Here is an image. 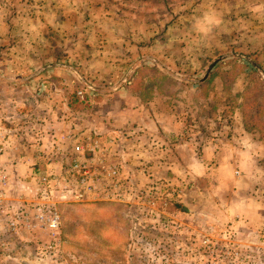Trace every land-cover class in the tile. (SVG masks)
<instances>
[{
    "label": "rangeland",
    "instance_id": "rangeland-1",
    "mask_svg": "<svg viewBox=\"0 0 264 264\" xmlns=\"http://www.w3.org/2000/svg\"><path fill=\"white\" fill-rule=\"evenodd\" d=\"M60 1L58 5L60 9L68 8L69 3L74 2V0ZM85 1L79 0V3L82 4ZM134 1L140 7L144 1L147 2V0ZM239 1L245 3L246 0ZM37 6L38 0H0V11L5 13H3L4 16L14 14L19 16L18 22L13 24L11 30L7 25H0V33L3 34L0 37L3 38L0 41V80L8 81L13 76L9 69L6 70L7 73L2 70L6 68V62L11 57H6L1 51L9 46L8 43L12 40L8 33L13 31L12 38L18 41L22 40L25 34L37 32L32 21L38 18L39 14L40 17L45 15L44 12L38 13ZM250 11L246 22L243 12L239 13L237 29L230 35H222L223 42L218 44L216 42L218 38H216L217 49L222 47L216 53V57L220 59L210 70L206 79L203 78V74L215 58L202 63V60L193 58V55L184 61L177 59L171 63L165 60L163 62L166 64L162 63L171 69V73L180 74L172 78L164 76L160 83L173 85L178 78H181L180 83L184 84L189 83L187 79H199L200 83L207 86L200 89L199 93L177 87L175 91H172L171 98L165 97L163 93V95L153 94V103L155 107L160 106V112L177 109L185 116L184 131L187 137V133H193L196 136L195 148L198 152H201L204 145L208 143L209 139L206 136L212 128L217 129L220 125V129L224 125L223 122L230 119L237 120L239 125L246 126L245 117L252 119L258 118V115L260 116L258 121L261 122L260 129L262 128L261 131L264 133V0H253ZM47 13L52 15V12ZM71 13L69 9L63 11L62 19L65 21L69 19ZM123 15L127 16V20L123 26L111 31L117 35L110 37L114 39L110 40L112 42L109 44V51L101 48L102 44L98 42L93 46L97 53H91V58L87 61L68 56L69 48L74 50L77 47L78 52L84 54L86 51L85 44L70 45L62 40V36H65L64 33L68 29L75 32L73 28L72 30L65 27L58 28L64 32H57V36L53 32L57 26L52 25L47 29L46 33L51 37L52 42L45 45V51L57 56L58 59H46L42 61L45 63L43 66L52 65L49 69L56 67L69 69L64 65L74 68L70 69L74 72L72 79L75 81L71 85L77 90L75 92L72 90L71 96L79 97L78 91L82 90L85 94V90L90 89L85 82L90 85L92 81L97 82L106 86V89L108 87L110 89L121 80V77H125L119 74L123 70L121 66L134 61L124 62L120 60L124 56L122 58L117 56H121L124 52L132 54L133 45L130 46L127 43L123 46L118 45V37H123L124 40L130 38L132 44L133 39H137L141 46L145 43L152 45L153 35L152 37L150 35L153 33V12L147 8L144 11L143 8L137 11H126ZM23 17L25 22L21 20ZM75 19L84 28L86 22L99 21L101 13L76 12L72 20ZM132 19H136L135 23ZM245 33L248 35L245 36ZM236 34L238 37L235 39ZM229 38L235 39L236 43L228 45ZM11 48L19 53L21 43ZM172 51H174L172 54L179 56L177 46L172 47ZM105 56L116 57L117 60H105ZM94 57L96 59H92ZM103 60H105L104 66ZM28 62L34 63L33 60ZM22 63L26 65V60L14 55L13 65L22 67ZM140 63L145 64L142 60L137 64ZM155 67L153 69L161 68L158 65ZM191 71H197L194 75L197 73L199 75H189L187 72ZM29 75L30 73L21 74L16 79L21 82ZM62 81L64 84L68 83L65 80ZM6 93L0 90V132L10 135L9 149L16 152L14 148L16 146L17 152L21 155L25 142L35 145L38 143L37 125L36 127L31 124L24 125L25 112L31 110L33 114L35 113L29 117L38 122L35 117L48 115L47 113H51L49 111L51 107L47 104V107L38 108L37 101L45 102V100L54 99L57 103L61 101L62 95H59L60 92L47 91V94L39 95L36 100L31 97L29 101L32 100L34 103L27 108L25 100L23 103L22 99L17 97L11 99L12 94H8L10 101L7 103ZM159 100H161L160 104L157 103ZM166 100L169 103H166ZM51 109L56 112L58 110ZM213 119L219 123L211 124ZM256 131L261 134L260 130L256 129ZM115 139L118 140V138ZM131 139L132 136H126L129 149L134 148L137 143L136 147H138L142 142L141 139ZM113 142L112 139L79 142L84 149L83 153L80 155L69 153L62 169L58 171L53 168H35L27 176L24 174L26 177L19 176L18 172L19 178L15 174L13 176L12 171L13 183H33L29 189L35 200L28 202L20 197L21 203L24 201L28 205L31 203L29 206H32V203L41 200V193L44 190L45 202L51 199L56 204L60 220L58 229L46 226H34L35 228L28 229L21 225L15 233L6 232L5 222L1 221L0 264H264V218H262L264 206L261 203L254 207L247 206L244 202H241L240 206L234 203L232 211L226 212L225 201L231 200L230 197L227 196L224 201L219 199L220 193L216 188L205 189L203 186L206 182L205 178L197 181L203 187L201 195L188 192V198L183 202L171 201L178 184L166 183L163 178L159 183L154 181L151 160L153 156L143 157L140 160L142 164L133 166L134 171H125V168L115 161L116 156L110 154L113 144H117ZM142 146L146 147L147 142L144 141ZM50 153H43L42 159L50 160L56 157L53 152ZM16 157L18 156L13 153L11 159L15 160ZM76 158L99 173V181L94 183L95 190L85 194L82 200H75L72 197L63 201L60 197L68 190L76 192L84 190L79 184V174L69 171ZM112 167L118 169L117 177L114 179L107 177V172L111 171ZM102 175H106V178H102ZM43 177H46L47 182L50 181L44 184L45 186L41 184L45 183L42 181ZM19 187L22 188L21 185ZM14 188L17 194L18 185L14 184ZM239 189L240 194L243 197L246 196L244 195L247 194L246 190L241 186ZM173 203L182 205V210H171ZM248 212L254 216L253 219L247 218ZM32 224L35 225V223ZM50 245L53 248H49Z\"/></svg>",
    "mask_w": 264,
    "mask_h": 264
},
{
    "label": "crops",
    "instance_id": "crops-1",
    "mask_svg": "<svg viewBox=\"0 0 264 264\" xmlns=\"http://www.w3.org/2000/svg\"><path fill=\"white\" fill-rule=\"evenodd\" d=\"M59 3H61L60 0H38V13L44 12L45 15L40 17L39 14L38 18L32 21L37 32L30 35L25 34L22 40L17 41L12 38L13 31H9L8 36L10 35L12 40L9 41V46L1 50L6 57L11 56L6 62V68L2 70L7 73L6 70L9 69L13 76L8 81L0 80V90L7 92L5 96L7 103L10 101V94H12L11 99L17 97L22 99V102L25 100L27 108L34 103L32 100L29 101L31 97L36 100V97L47 94V91L60 92L58 94L62 95L61 101L57 103L54 99L45 100V102L37 99L38 108L47 107L48 104L49 107L58 109L56 112L50 108L49 111L52 114L47 113L48 115L35 117L38 122L29 117L35 113L33 114L31 110L25 112L24 125L31 124L34 127L37 125L38 143L35 142V145L25 142L21 155L11 150L4 154L3 160L5 161L10 160L13 153L18 156L15 160L12 158L14 161L11 168L13 176L15 174L18 178L19 176L26 177L35 168L61 170L69 153L76 154L75 147L79 145V142L88 143L93 139H112L113 143L117 144H113L110 154L116 156L115 161H118L125 171H134L133 166L142 164L140 160L143 157L153 156L151 160L153 161L154 181L159 183L163 178L166 183L178 184L176 193L171 197L172 200L183 202L188 198V192L201 195L203 187L197 181L205 178L206 182L203 183L205 189L214 187L220 193L219 199L225 201L228 196L232 200L225 201L226 212L232 211L234 203L240 206L241 202H244L251 207L261 203L264 206V138L256 129L246 127L243 123L239 125L234 119L224 121L222 128L219 129L220 125L217 129L212 128L206 136L209 139L208 143L204 145L201 152H198L195 148L196 136L193 133H187V137L184 131L185 116L177 109L160 112V106L155 107L153 103V94H164L165 97L171 98L172 91H175L177 87H184L198 93L200 89L207 87L201 84L199 79H187L189 83L183 84L180 83L182 79L178 78L176 85L175 83L173 85L160 83L162 78L167 76L172 78L180 74L171 73V69L163 65L166 64L163 61L167 60L171 63L177 59L184 61L194 55L193 58L202 60L203 63L215 58L209 70L214 62L220 59L216 57V53L222 47L217 49L216 38H218L216 42L220 44L223 42L222 35H230L237 29L240 20L239 13L243 12L245 22L248 20L247 15L251 12L253 0H246L245 3L239 0H147L141 5L142 7L134 0H86L82 4L79 0H74L73 3H69L68 8L64 9L58 7ZM143 8L144 11L147 8L153 12V33L150 35L151 37L153 35L152 45L145 43L141 46L137 39H133L132 44L130 38L124 40L123 37H118V45L123 46L126 43L133 45V53L124 52L117 58L124 56L120 59L121 61L134 62L121 66L123 70L119 74L125 77H121L114 87L106 89L103 84L92 81L93 88L85 90L83 101L77 95L71 96L72 90L74 92L77 90L71 85L75 82L72 79L74 72L63 67L47 69L35 78L29 80L23 78L21 82L17 81L16 78L21 74L30 73L31 75L35 70H40V67L45 64L42 61L57 58L45 51V45L52 42L51 37L46 33L47 29L51 28L50 26H57L53 30L56 36L57 32H64L58 28L65 27L71 30L73 28L75 32L68 29L64 33L65 36H62V40L70 45L85 44L86 51L84 54L78 52L77 47L74 50L69 48L68 56L87 61L91 58V53H97L93 46L98 42L102 44L101 48L109 51L108 47L112 42L110 40L114 39L110 37L117 35L111 31L123 26L127 20V16L123 13ZM67 9L72 13L65 21L62 19V12ZM45 11L52 12V15ZM76 12H100L101 19L86 22L83 28L82 24L76 22V19L72 20ZM3 13L0 11V25H7L11 30L13 24L18 22L19 16L15 14L4 16L5 13ZM205 17L211 18L212 22L206 21ZM21 20L26 21L24 17ZM135 20L132 19V22L135 23ZM2 35L0 33V37ZM246 35L248 33H245ZM237 37L238 34L234 36L235 39ZM2 39L0 38V41ZM235 39H227V44H235ZM19 43H21V49L17 53L11 47ZM174 46L178 47L179 56L172 54ZM14 55L26 60V65L23 63L22 67L13 65ZM117 58L105 56V60H117ZM29 60H33L34 63H29ZM105 60H103V66ZM140 60L145 64H137ZM155 65L161 68L153 69L156 68ZM208 70L204 72V76ZM196 72L187 73L193 76L199 75L198 73L194 75ZM1 75L5 77L2 73ZM62 80L68 83L64 84ZM160 102L161 100L157 101L158 104ZM165 102L169 103L168 100ZM59 110L62 112L60 113ZM30 112L31 115H29ZM218 123L215 119L211 120V124ZM126 136H132L134 140L141 139L142 142L138 147H136L137 143L134 148L129 149ZM144 141L147 142L146 147L142 146ZM130 145L132 146L131 143ZM52 152L56 155L55 158L42 159L43 153L52 154ZM130 167H132L131 170ZM14 184L18 185L17 194L13 195L14 197L18 195L17 200L19 197L28 202L35 200L29 189L33 183ZM239 186L246 190L247 194H244L246 196L243 197L240 194ZM20 202L18 200V203ZM247 218L253 219L254 216L248 212Z\"/></svg>",
    "mask_w": 264,
    "mask_h": 264
},
{
    "label": "built area",
    "instance_id": "built-area-1",
    "mask_svg": "<svg viewBox=\"0 0 264 264\" xmlns=\"http://www.w3.org/2000/svg\"><path fill=\"white\" fill-rule=\"evenodd\" d=\"M78 96L81 100H85V94L82 91H78ZM9 139H11V137L8 133L0 132V222H5V229L8 233H15L21 225L28 229L35 228L36 226L58 229L60 214L56 208V204L49 199V196H47L49 200L45 202L44 190L41 193L42 201L39 199L37 202L32 203V206H29L31 203L28 205L24 201V203H18L20 197L17 200L18 195H16V197L13 196L15 188L14 181L11 178V168L14 161L12 159L3 160L4 154L10 151L8 147ZM14 148L18 151L16 146ZM83 150L82 146L77 145L75 147L76 155L83 153ZM69 171L79 174V184L84 190L79 192L68 190L60 197L63 201L72 197H74L75 200H82L85 194L95 190L96 187L94 183L99 181V173L92 170L84 161H80L79 158L74 159ZM117 173L118 169L112 167L111 171L107 172V177L114 179L117 177ZM101 177L106 178V175H102ZM42 181L45 182L41 183L42 186L50 182H47L46 177H43ZM42 222L43 224L40 225ZM32 223H35V225ZM49 248H53V246L50 245Z\"/></svg>",
    "mask_w": 264,
    "mask_h": 264
},
{
    "label": "trees",
    "instance_id": "trees-1",
    "mask_svg": "<svg viewBox=\"0 0 264 264\" xmlns=\"http://www.w3.org/2000/svg\"><path fill=\"white\" fill-rule=\"evenodd\" d=\"M202 84V83H201ZM204 84V83H203ZM205 85V84H204ZM244 106V105H243ZM259 111H260V107H259V109H258ZM257 117L258 118H252V119H250V118H248V117H245L244 118V121H245V123H246V126H248L249 128H252V129H257L258 131L260 130V132H261V136H262V138H264V133H262V128L260 129V126H261V122L260 121H258V119L260 118V116H258L257 115ZM260 122V123H259ZM258 123V124H257ZM173 201V200H172ZM173 206V207H172ZM171 206V210H174V211H176V210H182V205H179V204H174L173 203V205Z\"/></svg>",
    "mask_w": 264,
    "mask_h": 264
},
{
    "label": "water",
    "instance_id": "water-1",
    "mask_svg": "<svg viewBox=\"0 0 264 264\" xmlns=\"http://www.w3.org/2000/svg\"><path fill=\"white\" fill-rule=\"evenodd\" d=\"M217 61H218V60H217ZM217 61H215L214 64L210 67V69L208 70V72L205 74L204 79L207 78V76H208V74H209V71L214 67V65L217 63ZM53 66H55V65H53ZM59 66H62V65H59ZM50 67H52V65L42 67L40 70H38V71H36L35 73L31 74L29 77H26L25 80H29V79H31V78H35V77L39 76L42 72H44L45 70L49 69ZM64 67H67V68H69V69H74V68H72V67H70V66H66V65H64ZM81 79H82V81H84V79H83L82 77H81ZM85 84H86L90 89L93 88L89 83L85 82Z\"/></svg>",
    "mask_w": 264,
    "mask_h": 264
},
{
    "label": "clouds",
    "instance_id": "clouds-1",
    "mask_svg": "<svg viewBox=\"0 0 264 264\" xmlns=\"http://www.w3.org/2000/svg\"><path fill=\"white\" fill-rule=\"evenodd\" d=\"M205 20L208 21L209 23L212 22V21H211V18H209V17H205Z\"/></svg>",
    "mask_w": 264,
    "mask_h": 264
}]
</instances>
